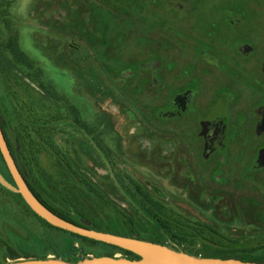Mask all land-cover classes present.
<instances>
[{
  "label": "rangeland",
  "instance_id": "rangeland-1",
  "mask_svg": "<svg viewBox=\"0 0 264 264\" xmlns=\"http://www.w3.org/2000/svg\"><path fill=\"white\" fill-rule=\"evenodd\" d=\"M226 1L247 6L248 16L264 17V0ZM97 2L6 0L8 6L0 11V61L4 66L0 71V110L9 136L14 140L13 130H22L32 122L53 125V140L61 154L49 150L40 157L41 165L57 185L78 196L85 213L100 226L137 229L145 236L149 229H154L152 224H145L142 214L121 191L96 139L117 154V173L120 169L128 172L175 218L183 221L182 228L190 237L223 243L235 240L242 248L264 244V169H246L245 161L252 152L241 153V144L232 148V161L222 168H218L216 161L205 166L200 157L198 164L197 154L194 159L181 141L176 152L171 151L163 135L164 127L153 110L160 105L146 104L144 89L138 88V83L130 85L134 78H128L126 64L133 57L131 51L123 52L126 49L115 38L118 27L110 19L121 13L117 25L122 30L124 11L116 9V14L110 7H99ZM88 15L95 18L93 28L104 22L113 28L112 41L107 44L114 41V55L118 53L120 58L109 57L110 47L98 42L95 34L92 40L86 39L84 18ZM98 18L105 19L100 22ZM15 34L19 35L23 51L35 63L33 71L17 65L3 49L5 40ZM70 104L78 109V116L73 114ZM77 118L93 127L94 133L82 131ZM182 156L194 166L191 174ZM0 173L13 182L1 157ZM55 188L46 186L57 195ZM45 198L59 210L64 209L57 203L58 195ZM71 215L85 224L76 213ZM141 220L143 227L138 226ZM209 227L218 233L209 232ZM8 247L17 259L10 257ZM83 247L76 239L44 227L20 197L0 191V264H85L103 258L95 256L96 250L85 247L88 256L79 260ZM179 248L173 251L188 255L183 251L186 246ZM113 255L128 259L120 252ZM253 257L264 258V250L256 251Z\"/></svg>",
  "mask_w": 264,
  "mask_h": 264
},
{
  "label": "flooded vegetation",
  "instance_id": "flooded-vegetation-1",
  "mask_svg": "<svg viewBox=\"0 0 264 264\" xmlns=\"http://www.w3.org/2000/svg\"><path fill=\"white\" fill-rule=\"evenodd\" d=\"M109 2L97 5L124 11L122 30L121 13L110 19L123 52L133 57L126 64L130 85L144 89L146 104L160 105L153 110L170 150L181 141L198 164L200 157L203 165L216 161L222 168L241 144V153L252 152L246 169H264L257 162L264 149V17L248 16L247 6L226 0ZM84 20L86 39L95 34L110 47L109 57L120 58L114 41L107 44L113 28L105 22L93 28L89 15ZM181 158L191 174L194 166Z\"/></svg>",
  "mask_w": 264,
  "mask_h": 264
},
{
  "label": "trees",
  "instance_id": "trees-1",
  "mask_svg": "<svg viewBox=\"0 0 264 264\" xmlns=\"http://www.w3.org/2000/svg\"><path fill=\"white\" fill-rule=\"evenodd\" d=\"M6 0H0V11L4 7L6 8ZM3 13L4 10H3ZM4 51L12 58V60L29 71H33L35 63L30 59V57L23 51L20 38L18 34L10 35L7 40L2 44ZM4 69L2 62L0 61V71ZM43 74V72H42ZM44 84L41 83V86ZM45 90V88H44ZM50 90L48 89L47 92ZM69 108L72 110L75 116L79 115L78 109L75 105L70 104ZM0 122L8 141L11 152L15 158V161L24 176L29 187L35 194V196L53 213L62 217L65 220H68L79 226L88 227L92 230L101 231L105 233H110L113 235L128 237L132 239H137L140 241L150 242L153 244H158L161 246H167L172 250H180V245H183L186 248L183 250L190 256L194 257H204V258H223V259H240L247 262H259L264 263V258L253 257V254L256 251L264 250V244L259 245H249L246 248H242L239 242L235 240H226L227 236L220 234L221 237L225 238L226 242H220V240L215 241L213 239H206L201 237H190L189 234L182 228L184 225L183 221L175 218V214L169 211V209L162 204L160 201L156 200L152 194L145 190L141 184H139L131 175L120 169L117 173L116 167L119 165V158L116 153H114L110 148L104 147L101 145L100 140L96 139L101 151L103 152L105 158L109 161V169L112 175L116 178L121 191L127 195L128 199L132 204L139 210V213L144 217L145 224H152L154 229H149L148 236H145L141 233L140 230H131V229H121L120 227H109V226H100L95 222L88 214L84 211V206H82L79 201L78 196L71 190L65 189L62 185H57L58 183L52 180V176L49 175L46 170L42 167L40 162V157L43 154H46L51 151H56L57 155H60V150L58 146L55 145L53 140L54 128L53 125H38L37 123L27 124L23 127L22 130L16 129L13 130L14 140L9 136L7 131V123L0 110ZM77 123L82 131L86 130L87 133H94V128L91 127L86 122H81L77 118ZM56 127V126H54ZM99 136V135H98ZM0 157L4 164L6 165L7 170L9 171L5 160L0 152ZM63 160L67 162V157L64 155ZM69 166H71L69 164ZM255 172V171H253ZM14 182V181H13ZM12 182V183H13ZM84 185V180L80 181ZM51 188L52 185H55V190L57 195L60 198L58 204L64 208L59 210L55 205H52L45 198V195L48 197H57V195L52 194L46 186ZM93 190V189H92ZM0 191L9 193L20 197L25 203L29 211L38 219V221L46 228L55 231L56 233L66 234L77 241L81 242L85 247H88L94 252L95 256L100 257H112L114 258L113 252H120L126 256L129 260H139L140 257L130 251L121 249L116 246L98 242L89 238H85L71 232L59 229L52 226L47 221L38 216L24 201L20 194H15L8 189L0 185ZM95 194L98 195L96 190H93ZM51 199V198H50ZM57 201V200H56ZM72 212L76 213L85 224L77 221L72 217ZM184 217L183 215H179ZM130 223L137 226V222L133 218H129ZM138 226L143 227L142 220L138 223ZM209 232L218 233L213 228H208ZM216 235V234H215ZM219 235V236H220ZM201 244V245H200ZM200 245V246H199ZM84 249H81L80 255L78 256L79 260L86 259L85 256L88 254ZM200 249H199V248ZM102 248L109 249L105 250ZM101 250V251H100ZM10 257L15 260L17 255L12 253L8 247ZM182 251V252H183ZM76 262V261H74Z\"/></svg>",
  "mask_w": 264,
  "mask_h": 264
},
{
  "label": "water",
  "instance_id": "water-1",
  "mask_svg": "<svg viewBox=\"0 0 264 264\" xmlns=\"http://www.w3.org/2000/svg\"><path fill=\"white\" fill-rule=\"evenodd\" d=\"M0 152L7 164L9 172L13 178V183L9 182L0 173V184L9 191L20 194L27 205L42 219L54 227L71 232L73 234L89 238L98 242L119 247L130 251L140 257L139 260L119 259L103 257L97 261L85 264H264L259 262H247L240 259L204 258L182 255L167 246H161L150 242L140 241L128 237L113 235L101 231L92 230L88 227L79 226L63 219L49 210L33 193L24 176L22 175L15 158L11 152L8 141L4 134L0 122ZM258 166L264 167V149L259 152ZM18 264H40L37 262H27ZM68 264V263H64Z\"/></svg>",
  "mask_w": 264,
  "mask_h": 264
},
{
  "label": "bare ground",
  "instance_id": "bare-ground-1",
  "mask_svg": "<svg viewBox=\"0 0 264 264\" xmlns=\"http://www.w3.org/2000/svg\"><path fill=\"white\" fill-rule=\"evenodd\" d=\"M55 264H64V263H58V262H56Z\"/></svg>",
  "mask_w": 264,
  "mask_h": 264
}]
</instances>
